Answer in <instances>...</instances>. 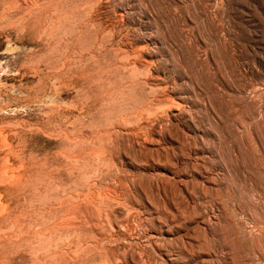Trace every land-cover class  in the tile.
Here are the masks:
<instances>
[{
  "label": "rangeland",
  "instance_id": "obj_1",
  "mask_svg": "<svg viewBox=\"0 0 264 264\" xmlns=\"http://www.w3.org/2000/svg\"><path fill=\"white\" fill-rule=\"evenodd\" d=\"M0 264H264V0H0Z\"/></svg>",
  "mask_w": 264,
  "mask_h": 264
}]
</instances>
